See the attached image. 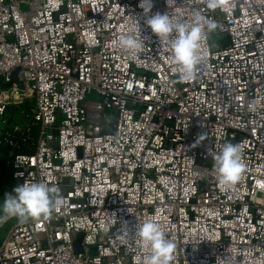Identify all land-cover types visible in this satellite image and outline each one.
Here are the masks:
<instances>
[{
  "label": "built area",
  "instance_id": "2783aa9c",
  "mask_svg": "<svg viewBox=\"0 0 264 264\" xmlns=\"http://www.w3.org/2000/svg\"><path fill=\"white\" fill-rule=\"evenodd\" d=\"M139 3L0 0V77L17 70L22 84L0 87V122L28 104L37 127L32 153L10 150L4 196L24 182L66 189L46 218H4L0 264H137L131 233L152 216L176 245L171 264H264V0H153L149 16L198 10L218 25L189 82ZM137 22L132 55L113 41ZM229 142L246 167L225 189L214 157Z\"/></svg>",
  "mask_w": 264,
  "mask_h": 264
},
{
  "label": "clouds",
  "instance_id": "9594fccd",
  "mask_svg": "<svg viewBox=\"0 0 264 264\" xmlns=\"http://www.w3.org/2000/svg\"><path fill=\"white\" fill-rule=\"evenodd\" d=\"M174 2L175 0H167L168 4ZM206 6L210 10H215L223 7L222 0H206ZM139 7L147 17L145 23L151 32L161 42L167 44L170 63L174 65L173 71L178 73V79L181 82L194 80L197 76V66L206 55L202 52L203 41L206 34L216 30L218 26L216 21L209 19L198 10L194 11L187 20L179 15L171 16L168 12H156L149 16L153 8V0H140ZM132 32L135 34H131ZM144 40L137 22L135 29L122 31L113 44L124 52L135 55L143 48ZM255 108V102L249 104L250 110ZM245 167L242 146L239 144L225 143L214 157L217 181L225 189L236 183ZM13 192L14 194H5L0 204V212L4 217L17 218L20 222L46 218L64 203L62 196L57 194L60 189L50 187L45 182H24L16 186ZM123 230L122 227L121 231ZM131 234L144 253L136 257L137 264H171L176 245L166 238L165 227L159 216L138 222Z\"/></svg>",
  "mask_w": 264,
  "mask_h": 264
},
{
  "label": "rangeland",
  "instance_id": "374dc122",
  "mask_svg": "<svg viewBox=\"0 0 264 264\" xmlns=\"http://www.w3.org/2000/svg\"><path fill=\"white\" fill-rule=\"evenodd\" d=\"M212 42L217 41L216 36H212L210 38ZM27 106H21L17 111L11 113V115L3 114L0 122V133L2 134L3 130L6 128V126H9V128H12V130L18 134H21L22 131L26 128L29 119L26 113ZM10 120V124L7 125V122ZM10 150L2 149L0 150V204H2L4 200V187L9 186L12 187V182L10 181V170L8 166V160L10 156ZM70 184V181L68 179L64 180V186H67ZM61 191L66 190L65 188H61ZM4 217L3 213L0 212V218ZM17 219V218H16ZM18 221V219H17ZM14 223V220H11L9 222H6L3 227L0 229V241L2 237H4L6 230L8 229V226ZM36 240L43 241L44 236L43 235H37L35 236Z\"/></svg>",
  "mask_w": 264,
  "mask_h": 264
},
{
  "label": "trees",
  "instance_id": "16d2710c",
  "mask_svg": "<svg viewBox=\"0 0 264 264\" xmlns=\"http://www.w3.org/2000/svg\"><path fill=\"white\" fill-rule=\"evenodd\" d=\"M27 106L26 113L28 115L29 105ZM21 107V106H20ZM19 107H8L6 110V114L11 115V113L17 111ZM10 124V120L7 122V125ZM37 137V127L36 126H26V128L22 131L21 134H18L6 126V128L2 132V142L0 150H11L13 149L16 154H30L33 151V147ZM12 143V145H10Z\"/></svg>",
  "mask_w": 264,
  "mask_h": 264
},
{
  "label": "water",
  "instance_id": "95a60500",
  "mask_svg": "<svg viewBox=\"0 0 264 264\" xmlns=\"http://www.w3.org/2000/svg\"><path fill=\"white\" fill-rule=\"evenodd\" d=\"M13 83H15L19 88H22V84L21 82H19L18 78H17V70L14 71L11 75H10V82L9 83H3V79L0 77V87L6 89L9 88ZM82 238V234H78L76 237V240L74 242V249L76 253H81V247L79 245V241Z\"/></svg>",
  "mask_w": 264,
  "mask_h": 264
},
{
  "label": "bare ground",
  "instance_id": "6f19581e",
  "mask_svg": "<svg viewBox=\"0 0 264 264\" xmlns=\"http://www.w3.org/2000/svg\"><path fill=\"white\" fill-rule=\"evenodd\" d=\"M8 193H12V192L10 191V192H8ZM4 218H5V217L0 218V224L4 222V220H5Z\"/></svg>",
  "mask_w": 264,
  "mask_h": 264
}]
</instances>
